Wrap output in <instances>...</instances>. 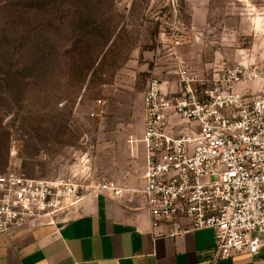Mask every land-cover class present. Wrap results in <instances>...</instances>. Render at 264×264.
<instances>
[{"label":"rangeland","instance_id":"rangeland-1","mask_svg":"<svg viewBox=\"0 0 264 264\" xmlns=\"http://www.w3.org/2000/svg\"><path fill=\"white\" fill-rule=\"evenodd\" d=\"M39 1L0 0V173L114 182L103 136L124 111L117 96L136 102L127 91L136 71L142 101L145 74L131 61L163 57L175 39L204 44L209 74L220 64L255 69L244 85L264 93V0H42L43 16Z\"/></svg>","mask_w":264,"mask_h":264},{"label":"built area","instance_id":"built-area-1","mask_svg":"<svg viewBox=\"0 0 264 264\" xmlns=\"http://www.w3.org/2000/svg\"><path fill=\"white\" fill-rule=\"evenodd\" d=\"M175 77L173 92L155 79L147 84L143 135L128 141L144 147L137 193L151 230L157 237H178L211 229L210 264L256 256L264 247V93L247 96L238 87L258 73L220 64L203 77L177 62ZM82 190L112 197L132 192L109 181L87 187L67 178L0 173V235L71 216Z\"/></svg>","mask_w":264,"mask_h":264},{"label":"crops","instance_id":"crops-1","mask_svg":"<svg viewBox=\"0 0 264 264\" xmlns=\"http://www.w3.org/2000/svg\"><path fill=\"white\" fill-rule=\"evenodd\" d=\"M203 45L196 38L178 46L169 41L162 47L163 57L139 53L131 63L133 68L140 65L145 74L144 90L150 79H155L163 90L173 92L170 81L177 62L209 75L213 66L209 64L211 56L200 53ZM138 72H133L127 88L128 93L138 92L136 102L117 96L121 99L115 105L124 111L108 120L110 132L103 136L113 151L114 182L132 192H124L120 197L86 193L74 213L54 225L15 229L0 235V264H210L214 244L211 229L188 231L178 237H157L137 193L142 187L144 147L140 143L130 145L128 141L139 140L144 130L141 91L136 86ZM238 88L244 95L254 94L250 85ZM216 264H264V247L256 256L240 254Z\"/></svg>","mask_w":264,"mask_h":264},{"label":"trees","instance_id":"trees-1","mask_svg":"<svg viewBox=\"0 0 264 264\" xmlns=\"http://www.w3.org/2000/svg\"><path fill=\"white\" fill-rule=\"evenodd\" d=\"M39 2H42V3H40L39 5H37L36 11H38V13L40 14V16H43V12H44V10H45V8L47 7L48 4H44L42 0H40ZM112 44H113L112 36L111 37L110 36L107 37L106 40H105V53L109 51V49L111 48ZM101 55H99V61L97 63V66L101 62V59H102L101 58Z\"/></svg>","mask_w":264,"mask_h":264}]
</instances>
